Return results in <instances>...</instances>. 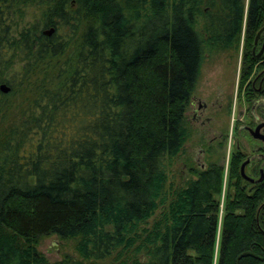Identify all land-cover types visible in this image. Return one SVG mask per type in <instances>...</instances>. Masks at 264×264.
<instances>
[{
  "label": "trees",
  "instance_id": "1",
  "mask_svg": "<svg viewBox=\"0 0 264 264\" xmlns=\"http://www.w3.org/2000/svg\"><path fill=\"white\" fill-rule=\"evenodd\" d=\"M262 23L264 0H0V264H264V183L230 163L217 229L222 151L180 158L204 54L242 34L243 84Z\"/></svg>",
  "mask_w": 264,
  "mask_h": 264
},
{
  "label": "flooded vegetation",
  "instance_id": "2",
  "mask_svg": "<svg viewBox=\"0 0 264 264\" xmlns=\"http://www.w3.org/2000/svg\"><path fill=\"white\" fill-rule=\"evenodd\" d=\"M260 28L262 29L254 42V37ZM244 48L243 54L245 55L247 54L245 45ZM247 52L250 54L254 64L250 67L248 76L242 85L243 91L241 90V97L237 98L238 106L241 105L242 107L237 108L235 121H232L233 132L229 135V141H232V144L229 145L231 148L227 169L230 163H235L234 166L239 177V182L255 186L264 183V23L253 33ZM239 82L240 69L238 70ZM209 94L206 93L203 97V94L194 91L190 95L188 108L185 112V119L192 130L191 137L188 140L190 143L189 147L192 143H197V145L195 144L196 151L194 148L189 151V147H187L185 153L190 152L189 158L193 162H198L201 159L198 163L200 169L206 166V157L210 152L217 151V148L223 150L227 137L226 126L222 131L216 133V135L211 137L209 135L207 137L210 131L214 129L212 123L216 117L214 116L215 112L223 113L220 110L222 108V101L215 100L214 102H208L210 100L208 98ZM212 104L218 107L217 111L212 109ZM224 111L225 113L223 114H225V117H228L229 110L227 107ZM195 133L197 134V138L193 137ZM213 141H215L214 144Z\"/></svg>",
  "mask_w": 264,
  "mask_h": 264
},
{
  "label": "rangeland",
  "instance_id": "3",
  "mask_svg": "<svg viewBox=\"0 0 264 264\" xmlns=\"http://www.w3.org/2000/svg\"><path fill=\"white\" fill-rule=\"evenodd\" d=\"M252 40V37H251ZM246 44V41L244 40V37L242 34L239 35L238 38V43L235 46V48H229L226 50H218V51H213L209 54H204L203 60L201 61V67L199 71V79L195 88V91H198V93L203 94V97L206 93H210L208 98V102L210 101H215V100H221L222 101V108L220 109L225 113L224 109L227 107L229 110L228 117H225V114H220L219 112H215V119L213 121V127L210 131V133L207 135V137L210 135H216V133L220 132L223 130V128L226 126L227 130V137L224 142V148L222 151V156H220L219 162L222 164L224 170H223V184H222V192L220 194V204H219V211H218V216H217V229H219V222H220V217L222 214V208H221V200L223 198L224 194V185H225V179H226V174H227V163L229 159V153H230V148L232 144V141H229V135L231 132H233V123L235 121V112L237 108H241L242 106L237 104L238 97H241L242 93V85H239L238 83V70L241 68V60L243 58V53H244V45ZM17 63H15L13 66L15 69ZM239 86H238V85ZM198 89V90H197ZM242 90V91H241ZM25 95H29V93H22L20 92H15V94H12L10 98L15 102V107L13 109H10L9 115H17L20 107L22 104L25 102ZM202 96V95H201ZM28 97V96H27ZM16 100V101H15ZM229 105V106H228ZM214 109V111H217L218 107H216L215 104L211 105ZM226 106V107H225ZM218 127V128H217ZM216 131V132H215ZM194 138H197V134L195 133L193 135ZM192 137V139H193ZM242 141V140H241ZM215 141H213L214 144ZM242 143H244L242 141ZM189 141L185 143L182 147V150L187 147H189ZM197 143H192V145L188 148L189 151L192 150V148L195 149L196 151V145ZM205 144V142H203ZM245 144V143H244ZM243 144V145H244ZM229 148V149H228ZM181 150V153L183 152ZM187 150V151H188ZM182 155L185 157H189L190 152L187 154L184 152L183 154L180 155V158L182 159ZM183 160V159H182ZM201 160V159H200ZM193 162L190 160V165L193 167H196L197 169H200L198 166V163L200 162ZM181 167V168H180ZM183 169V171H181ZM186 169H188V165L186 164L184 166V163H178L177 161H173L172 164L170 165V168L167 169L166 171V176L168 181L172 182L173 185L179 186L182 181L186 178V175L184 174ZM179 171L182 175H184V179H182L179 176ZM183 184V183H182ZM159 212V208L155 210L154 215H152L151 218V223L153 222V217H157ZM36 250L41 253L48 261L52 262L55 260H58L62 258L65 254L67 255H74L73 251V245L72 242L70 241H65V240H60L54 235H50L44 238H41L39 242L36 244ZM109 259H105L102 261L97 262L96 264H108Z\"/></svg>",
  "mask_w": 264,
  "mask_h": 264
},
{
  "label": "water",
  "instance_id": "4",
  "mask_svg": "<svg viewBox=\"0 0 264 264\" xmlns=\"http://www.w3.org/2000/svg\"><path fill=\"white\" fill-rule=\"evenodd\" d=\"M261 29H262V28H260V29L258 30V32L256 33V35H255V37H254V42H255V39H256V37H257V35H258V33L260 32ZM51 32H52V28H49V29L43 31V33H44V34H47V35H49ZM260 51H261V49H260ZM260 51H259V53H260ZM259 53H258V54H259ZM0 91L5 93V92L8 91V87L5 86L3 83H0ZM249 180H251V179H249Z\"/></svg>",
  "mask_w": 264,
  "mask_h": 264
}]
</instances>
